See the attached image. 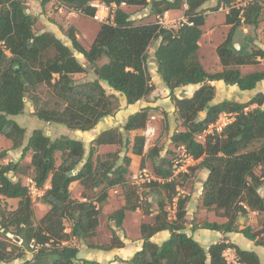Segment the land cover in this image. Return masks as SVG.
I'll list each match as a JSON object with an SVG mask.
<instances>
[{
  "label": "trees",
  "instance_id": "trees-1",
  "mask_svg": "<svg viewBox=\"0 0 264 264\" xmlns=\"http://www.w3.org/2000/svg\"><path fill=\"white\" fill-rule=\"evenodd\" d=\"M56 1L87 16H93L95 12L90 6L93 0ZM98 1L108 6L114 4V8L111 20L100 24L86 49L78 41L74 28L65 32L68 45L52 32L34 31L37 17L26 11V0H0V134L11 141L12 148L22 146L18 161L0 165V196L17 199L15 209L0 210V264L22 258L26 250L32 254L22 264H74L78 248L66 242L70 238L86 239L95 233L109 188L126 187V198L131 191L126 184L130 157L125 155L122 158L124 164H116L106 158L115 152L95 155L96 147L123 144L132 154L142 155L145 150L142 132L147 119L154 113L149 106L143 107L128 116L122 131L118 128L101 131L83 161L85 150L80 140L65 136L52 140L41 128L34 129L23 145L25 129L12 117L23 113L26 93L38 85H50L59 107H35L34 115L43 122L88 131L117 110L114 96L106 93L101 81L122 94L127 105L136 103L152 91L147 49L156 39H159L154 49L156 72L169 89V97L182 126L181 130L170 134L169 143L183 147L186 155L198 161L196 167L208 171L201 188L202 206L227 219L223 223L204 222L200 227L238 232L256 245L264 246V224L258 230H252L249 225L239 228L237 224L249 211L264 212V198L258 191L264 184V96L258 92L245 102L223 99L213 103L216 87L211 84V81L221 80L240 90H250L264 80V70L242 74L239 68L264 58V50L250 48L252 39L249 37L241 41L239 48L234 46L237 29L249 25L255 30L264 20L263 4L252 1L237 8L233 6L236 0H216L213 9L220 5L229 7L225 23L231 27L215 50L222 69L208 72L197 54L201 27L205 22L202 5L207 0ZM45 2L43 0L42 5ZM121 4L150 6V13L156 16L168 10L182 9L185 20L176 27H162L157 22L138 23L121 8ZM74 52L82 55L87 64L83 65ZM103 58L105 61L99 64ZM90 66L98 72L94 80L73 78V74L87 72ZM190 84L197 85L191 95L176 96L175 89ZM221 113H232L234 118L219 133L204 134V140L199 141L197 136L204 133ZM137 130L141 132L135 133L130 140L129 134ZM28 151H31L29 165L33 168L35 186L42 188L47 180L50 183L38 197L48 210L37 222L34 221L28 188L19 179L12 180L10 174L20 171L19 162ZM56 151L60 152L58 164L55 163ZM156 153L157 148H149L150 157ZM5 155L6 150H0V159ZM257 168L259 173L255 172ZM153 171L164 180L155 181L153 185L168 193L169 199H176V211L173 218H168L163 201L159 202L152 221L140 224L142 245L128 259L130 263L225 264L222 251L231 247L242 264H262L255 252L224 240L205 250L184 230L189 196L176 191L171 162L165 159L154 163ZM73 181H79L83 189L97 191L95 199L72 198L69 185ZM128 201L111 214L118 228L125 210L139 207ZM144 213H151L150 208ZM68 220L71 226L66 232L64 221ZM194 228L192 226L191 230ZM165 230L169 232L167 239L159 244L150 240L154 234ZM15 237L18 240H14ZM121 244L112 234L108 244L94 247L110 249ZM83 264L100 263L84 259Z\"/></svg>",
  "mask_w": 264,
  "mask_h": 264
},
{
  "label": "crops",
  "instance_id": "crops-1",
  "mask_svg": "<svg viewBox=\"0 0 264 264\" xmlns=\"http://www.w3.org/2000/svg\"><path fill=\"white\" fill-rule=\"evenodd\" d=\"M47 1V0H46ZM56 1V0H55ZM152 1V0H151ZM48 2H50L48 0ZM59 4L58 10L62 11L63 8L67 10V17H68V24L73 25V28L75 30L76 37L78 41L83 45L84 48L88 49L90 44L92 43L100 24H97V27L95 29L94 35L91 38L89 45H85L82 41V30L80 29L77 20L80 16V13L75 12L74 10L64 6L63 4H60L58 1H56ZM237 3L246 5V0H237ZM26 11L34 16H36L37 23L43 20V13L44 10L47 8V4L45 2L44 5H42V1L39 2L38 0H26ZM264 5V4H263ZM114 6V4H113ZM216 6V0H207L203 5L202 8L205 10V22L202 25V35L199 39V49H198V58L203 65V60L205 59V54H200V49L203 47V45L206 47V49L209 52V55L206 57L210 60L211 64V70H206L208 72H215L220 71L222 69L221 63L219 61V58L216 54V47L224 40L225 36L227 35L230 25L225 23V14L228 12L229 7L225 5H220L217 9H213ZM138 6H127L125 4H121V8L125 11H134ZM186 6L184 5L183 8ZM130 13V12H128ZM75 18H71L74 17ZM169 20H170V26L169 27H175L176 24H179L180 21L184 20L182 9H173L165 11L164 14ZM138 16V13H130V18L132 20H135ZM47 22V25H45L44 31L52 32L56 37L61 38L60 35L66 37V41H63L65 44H69V39L65 35L66 31L61 32L58 28V26L55 23ZM136 22V21H135ZM257 35V36H256ZM252 39V42L250 44V48H260L264 50V20L261 21L258 25V27L253 30L249 25H242L239 29H237L234 33V46L236 48H239V45L241 41H246L248 39ZM159 39H156L151 43L147 49V54H150L149 58H151V63L153 66L154 74H150L151 76V83L153 84L152 91L146 95L143 99L137 101L134 104L127 105L125 98L122 94L119 92H116L112 90L107 84L103 81H101L102 86L104 87L105 91L109 95L116 96L118 99V106L117 110L109 116H106L102 118L94 128L88 130V131H80V130H72L67 128L65 125L58 124V123H47V122H37L35 120V115L33 114V110L31 109L29 112H26V109L23 110V113L16 115L15 118L16 122L22 126L25 129L24 133V141L23 145L26 143L27 139L31 135L32 131L36 128H41L43 131H45V134L48 135L52 140L57 139L61 136H68L69 138L78 139L83 143V147L85 150V153L87 150L89 151V148L91 145H93V140L98 136V134L103 131L110 128H118L119 131H122V126L127 120L128 116L133 114L136 111H139L141 108L149 106H155L160 105L161 103L165 104V100L169 99V89L165 86V84L160 80L159 75L156 72V63L154 60V49L158 46ZM254 44H257L254 45ZM238 47H237V46ZM151 50V52H150ZM207 52V51H206ZM75 55L77 53L75 52ZM80 55V54H78ZM82 59L84 60L83 56L80 55ZM78 59V58H77ZM79 60V59H78ZM258 62L255 64H245L241 65L240 71L243 72L246 67L251 66L254 68V70H251V72L254 71H261L264 70V58H258ZM81 62V60H79ZM105 61V58L101 60V63ZM83 65L84 62H81ZM147 64H149L147 62ZM204 67V66H203ZM151 71V69H149ZM96 73L93 70L82 72V73H75L73 74V78H78V81H91L96 78ZM220 81H211V84H213L215 87L220 86ZM256 89H250L249 91L252 92L253 90H256V93L260 92L264 96V80L257 83ZM197 88V85H186L180 88L175 89V94L177 97H184L189 96L193 93V91ZM232 89V88H231ZM183 93V95H181ZM248 93V92H247ZM256 93H254L252 96H254ZM252 96L248 97L251 98ZM221 101L220 99H213L214 102ZM240 102V101H239ZM243 102V101H241ZM156 115L153 120H149L148 122H151L153 124L154 133H156L155 130H157V126L155 124L156 122ZM41 121V120H40ZM29 122V123H28ZM38 123H41L40 125ZM28 124L31 125L28 128ZM45 124V125H44ZM141 131H133L129 135L130 140H132L135 133H140ZM12 143L9 139L6 137L0 138V150H6V155L4 158L0 159V165L6 164L9 161L16 162L19 160L21 155V147L18 148H12ZM119 145L116 144H102L99 145L98 152H108V151H114L116 147ZM145 151V150H144ZM59 152V151H56ZM55 152V153H56ZM26 155H31V151H28ZM60 155V152H59ZM127 156L130 158L134 156L131 152L127 153ZM85 158L83 159V161ZM30 162V160H29ZM29 162H27L29 164ZM20 165L22 161L19 162ZM30 170L32 171L31 177L25 176L24 172H14L11 173L12 180H20L23 185L27 186L30 184V180L34 182L33 176V168L31 167ZM154 173V172H153ZM208 174V171L205 169L204 172H199V176L197 178V181L195 182V188L196 190L193 191L189 197V200L186 203L185 206V232L189 235H192V237L205 249L207 250L209 246L213 243L225 241V242H231L232 244L236 245L240 249L253 251L258 256L260 262L264 264V246L256 245L254 241H251L249 239H244L241 233L238 232H222L207 228H201L200 224L204 222H216V223H223L227 219L222 216H217L213 210H208L202 206V199H201V188L203 185L204 180L206 179V176ZM26 178V182H23L22 178ZM35 183V182H34ZM74 185V196L72 198L78 199V200H84L85 198L81 195L83 186L79 183V181H73L69 185V189H71V185ZM50 187L49 180L43 185L42 188H36L37 192L32 196L33 200L35 198H38L42 193ZM123 188L122 186L116 185L108 189L107 191V200H109V196H111V193H117V188ZM261 190H264V184L259 188V193H261ZM190 193H188L189 196ZM124 195V194H123ZM124 197V196H123ZM0 199H3L2 201L9 202L11 204H15L14 208L17 206V199L16 198H6L3 196H0ZM40 203V202H39ZM44 208V213L39 217V219L47 212L48 207L42 203H40ZM125 205V200L122 202L123 206ZM120 206V207H121ZM102 208V207H101ZM11 209V210H13ZM152 210V208H150ZM257 213V212H256ZM154 213H147L145 214L140 207H136L134 210H125V216L122 220L121 227H115L114 229V235L120 240L122 243L120 246H115L110 249H99L94 247V245L98 244H92L90 242L84 243L81 241V239H76L75 242L77 244L73 245L78 248V253L76 259H79L80 263L83 264V260H91L98 262L100 264H132L128 261L129 258L141 248L142 240H141V234H140V224L142 222L144 223H150L152 221V216ZM129 215L130 218H129ZM100 216V215H99ZM128 219L131 220L132 226H130L127 221ZM113 220V219H111ZM237 224H241V220L237 221ZM249 225V224H247ZM195 226L194 230H191V227ZM245 225H239V228H242ZM98 227V226H97ZM129 227L133 228L134 234L130 233ZM66 231L69 232L70 228L66 227ZM96 231V230H95ZM112 236V235H111ZM111 236L109 238V241L106 243H100V245L108 244L111 240ZM169 236L168 231H160L154 234L150 240L156 243H161L165 239H167ZM93 237H87L86 239L89 241ZM79 240V241H77ZM83 240V239H82ZM233 249L234 248H230ZM30 256H26V258H29ZM18 258L12 260L14 261L13 264H16V260ZM24 260V259H23ZM78 260H74V264H77ZM6 264V263H5Z\"/></svg>",
  "mask_w": 264,
  "mask_h": 264
},
{
  "label": "rangeland",
  "instance_id": "rangeland-1",
  "mask_svg": "<svg viewBox=\"0 0 264 264\" xmlns=\"http://www.w3.org/2000/svg\"><path fill=\"white\" fill-rule=\"evenodd\" d=\"M39 2L43 0H38ZM48 0L46 1L47 8L44 10L43 13V20L55 23L59 30L61 32H64L68 30L69 28H73V25L68 24V13L65 8H63L62 11L58 10L59 4L55 0ZM149 2L151 0H148ZM27 8V5H26ZM264 8V5H263ZM130 13H138V16L134 21L138 23H148V22H156L157 16L150 13V6L145 7H136L134 11H128ZM71 18H75L71 17ZM38 19V18H37ZM79 20H77V23L82 30V41L85 45H89V42L91 38L94 35L95 29L97 27V24H102V22H98L92 18V16H87L82 13H80V16L78 17ZM41 21L34 25V31L36 32H42L45 29V25H47V22ZM178 24H176L177 26ZM175 26V27H176ZM75 32V30H74ZM61 36L62 41H66V37ZM257 36V35H256ZM264 38V37H263ZM154 41V40H153ZM153 41L151 43H153ZM251 42L249 43V45ZM257 46V44H254ZM237 46V45H236ZM238 47V46H237ZM149 50V49H148ZM207 51V52H206ZM151 52V50H150ZM75 54V52H74ZM200 54H205V59L203 60V66L206 70H211V64L210 60L206 57L209 55L208 50L203 45V47L200 49ZM150 54H147L149 56ZM81 62H84V64H87L86 60L82 59L80 55H75ZM101 60L98 62L100 63ZM147 68L149 71V74H154L153 66L151 63V58L147 57ZM151 69V71L149 70ZM92 70L89 68L88 71ZM251 70H254L251 66L246 67L242 74H248L251 72ZM76 80H79L76 78ZM161 80V79H160ZM162 81V80H161ZM220 86L216 87V99H230L234 101H247L254 93H256V90H253L250 92L249 90H240L236 85H228L225 84L223 81H220ZM257 86V85H256ZM232 88V89H231ZM255 87L254 89H256ZM248 92V93H247ZM183 95V93L181 94ZM114 107L118 106V99L116 96H114ZM25 101V107L26 112H29L31 109L34 110L36 108H52V107H59L58 102L55 98V96L52 93V88L50 85L41 84L38 85L36 88L31 89L29 92L26 93V96L24 98ZM164 103H161L160 105H155L150 107L151 112L156 113V126L157 130L154 135H147V142L145 144V151H143L142 155H134L130 159V163L128 165V173L126 175L127 181L126 184L128 188L134 190L132 193L129 191L128 198L125 197L126 187L123 188H117V193H111V196H109V200L105 199L102 208L100 209V216L98 218V227L96 228V231L93 235L89 236V241L87 239L81 240L84 243H92V244H100V243H106L109 241L110 236L114 233L115 229V222L114 220H111V214L120 208L122 205V202L126 203V200L128 199L129 204H138V206L141 208V210L144 212L145 210L149 211V208H152L151 212L155 213L158 209V204L160 201H163L164 203V210L167 213L168 218H173L176 211V199L172 198L169 199L166 195L168 193H165L159 188H156L155 185H153L154 181L148 183V182H142L138 185L134 184L132 182V176L134 173L139 172L140 169L146 168L148 172H154L153 171V164L154 163H161L162 160H169L171 162V168H172V178L175 180L176 184V191L178 193H181L183 195H188L189 197L193 191L196 190L195 188V182L197 181V178L199 176V172H204L205 169L196 167V164L198 161L191 159L188 157V155L185 154L183 147L175 146L171 143H169V137L170 134L174 130H181V122L177 116V113L175 111L174 103L169 97V99H166ZM253 107V106H251ZM250 107V108H251ZM15 117V116H13ZM15 119V118H14ZM16 120V119H15ZM35 120L37 122L40 121L37 117H35ZM29 123V122H28ZM39 125L41 123H38ZM45 125V124H44ZM31 125L28 124V128ZM46 130H44L45 132ZM140 131V130H139ZM211 131V132H210ZM215 130H207L204 133H202L200 136H197V139L199 141L204 140V134L212 133ZM150 134V133H149ZM130 136V135H129ZM64 137V136H61ZM59 137V138H61ZM68 137V136H65ZM0 138L4 139V136L0 134ZM157 148L158 153L153 154L152 157L148 155L149 148ZM129 148V147H128ZM108 152H115L114 155L111 157H106L108 160L115 161L116 164H124L122 161L123 156L127 155L129 149L127 147H124L123 144L116 147L114 151H108ZM105 152H98V148L96 147L95 155L96 154H104ZM88 154V150L84 155V158H86ZM30 158L29 155H25V157L20 160L22 161L20 172H24L25 176L31 177V166L27 163L29 162ZM60 161V155L59 152L55 153V163L58 164ZM141 162L143 163V166L140 167ZM255 172L259 173V169L257 168ZM11 174V173H10ZM23 182H26V178H22ZM47 182V181H46ZM45 182V183H46ZM74 185H71V197L74 196ZM100 188V187H99ZM99 190V189H98ZM97 192V191H96ZM96 192L94 190H90L88 188L82 190V196L89 198L91 200H94L97 196ZM124 194V195H123ZM261 196L264 198V190H261ZM124 196V197H123ZM3 199H0V210H11L14 208L15 204H11L6 201H2ZM32 206L34 211V221L37 222L39 217L44 213V207L39 203L38 198H35L33 200L32 198ZM131 215H129L130 218ZM241 220V224L239 225H247L252 228V230H258L262 227L264 224V212H257L256 211H249L246 218H239ZM127 223L132 226L131 220L128 219ZM64 224L66 227L71 226V221H64ZM140 228V226H139ZM130 233L134 234L133 228L129 227ZM140 232V231H139ZM7 236L12 237L11 234H7ZM244 239H247L246 237L242 236ZM75 238H70L66 243L73 246L77 244L75 242ZM79 241V240H77ZM32 252L30 250H26L25 255L22 258H18L16 260V264H22L23 259H25L26 256H31ZM77 264H81L79 259ZM14 261H10L6 264H13ZM5 264V263H4ZM15 264V263H14Z\"/></svg>",
  "mask_w": 264,
  "mask_h": 264
},
{
  "label": "built area",
  "instance_id": "built-area-1",
  "mask_svg": "<svg viewBox=\"0 0 264 264\" xmlns=\"http://www.w3.org/2000/svg\"><path fill=\"white\" fill-rule=\"evenodd\" d=\"M252 1H257L262 4H264V0H246V4ZM90 6L95 8V12L92 16V18L98 22L102 23H107L111 20V11L113 10L114 6L112 5H105L98 0H93L90 2ZM233 6L237 8H242L245 6L242 4L237 3V0L234 2ZM185 20V19H184ZM182 20V21H184ZM157 24H159L162 27H169L170 25V20L165 16V15H159L157 16L156 20ZM156 113H152V115L147 119L145 128L142 132L143 136L145 137V143H144V149H145V144L147 142V135H154V129L153 124L151 122H148L149 120H153L155 118ZM234 118V115L232 113H221L217 120L210 124L207 128V130H215V132L219 133L222 128L230 123ZM206 130V131H207ZM211 132V131H210ZM150 133V134H149ZM189 157V156H188ZM191 158V157H190ZM192 159V158H191ZM163 182L164 180L160 178L159 176L155 175L153 172H148L146 168H142L139 170V172H136L132 176V182L136 185L142 182ZM29 190V193L32 196L37 192V187L35 186V183L30 180V184L26 186ZM96 206H98L97 203L94 202ZM66 231V228H65ZM67 232V231H66ZM231 247L226 248L225 250L222 251V257L225 260V264H242L239 260V258L236 255L235 250L230 249Z\"/></svg>",
  "mask_w": 264,
  "mask_h": 264
},
{
  "label": "water",
  "instance_id": "water-1",
  "mask_svg": "<svg viewBox=\"0 0 264 264\" xmlns=\"http://www.w3.org/2000/svg\"><path fill=\"white\" fill-rule=\"evenodd\" d=\"M90 68L92 69L93 67L92 66H90ZM94 72L97 74L98 72H97V70H94ZM68 174L70 175V174H72V172H68ZM14 240H18V238L17 237H15L14 238Z\"/></svg>",
  "mask_w": 264,
  "mask_h": 264
}]
</instances>
